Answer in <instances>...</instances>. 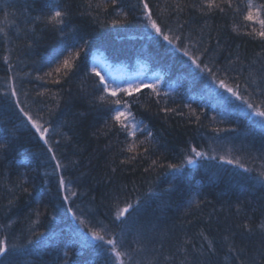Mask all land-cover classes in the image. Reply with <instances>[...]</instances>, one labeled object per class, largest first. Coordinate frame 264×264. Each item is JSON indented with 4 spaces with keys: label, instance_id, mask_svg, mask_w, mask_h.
Listing matches in <instances>:
<instances>
[{
    "label": "trees",
    "instance_id": "16d2710c",
    "mask_svg": "<svg viewBox=\"0 0 264 264\" xmlns=\"http://www.w3.org/2000/svg\"><path fill=\"white\" fill-rule=\"evenodd\" d=\"M171 2L149 0L154 14ZM187 2L198 4L199 0ZM255 2L260 4L264 0ZM57 3L71 6L66 36L45 28L39 22L28 23ZM89 3L92 4L91 8L88 7ZM105 3L110 4L111 0H0V27L15 40V44H9V47H16L11 55L13 69L9 72L8 65L3 61L5 42L3 34H0V130L17 129L9 151L0 156V225L6 226L0 228V236L7 235L9 241L17 245L25 244L28 229L37 221L36 213L39 212L36 230L49 239L38 247L29 246L28 254L18 255L21 264H65L64 251L69 253V264H110L109 246L103 242L88 237L91 247H81L80 233L87 229L78 223L68 208L91 221V226L106 225L110 233L118 235L120 229L112 223L117 196L123 207L125 200L135 202L139 196L143 201L150 191L159 192L175 184L163 204L152 198L135 216V227L151 221L158 232L168 234L169 238L163 240L162 249L159 239L149 245V249L155 247L159 250L161 264L165 256L175 257L172 264H180L182 260H186V264H233L223 241L226 230L239 232L235 226L246 219L255 229L264 219V185L255 179L261 164H264V159H261L264 157V136L250 127L251 121L256 118L247 115L245 105L235 109L233 106L240 102L220 88L218 83H213L207 73L197 70L182 51H177L155 36L151 29L142 27L143 17L139 8L134 7L138 0H118L116 7H97ZM232 3V9L225 7L223 12L215 10L208 15H202L198 8H186L180 20L188 21L183 34L185 37L191 35L192 39L183 40V45L191 51L192 45L199 39L197 30L207 22L209 27L204 31L203 41L209 52L206 55L201 53V60L216 68H227L230 64L229 54H233V59L239 54L240 62L232 67L240 71H229L227 74L220 71L217 81L225 79L226 75L239 77L236 80L226 79L225 82L231 87L238 83L241 94L246 97L247 93L243 91L245 87H248L249 93L255 89L252 99L259 103V89L247 84V68L249 65L260 68V63L254 62L258 59L257 53L264 50V41L245 34L251 31L253 25L244 22L234 10L236 5L243 8L247 0H232ZM119 10L128 13L127 22L113 25L111 21L117 18ZM5 12L10 13L7 20ZM175 20L173 14V25ZM245 23L247 27L242 26ZM233 27H237L238 31H233ZM256 27L259 28L258 25ZM32 28H35V43L29 48L26 46L28 41L24 39V30ZM28 35L31 37L32 32L29 31ZM84 41H87V45L76 61L78 69L67 77L54 72L56 63L63 60L69 51L79 50ZM101 53L115 72L127 75L143 72V79L137 83H155L159 78V97L152 95L147 87H142L133 96L125 97L134 101L131 104L133 115L142 126H147L155 138L150 146L146 145L150 147L149 153L128 164L121 161L135 153H121L120 149L126 147L123 133L98 138L93 135L102 127L108 113L103 108L92 107L88 102V94L92 93L94 85L85 74V66L90 67L95 55ZM53 57H56L55 61ZM47 72L52 75L44 77ZM10 76L14 77L18 93L15 98L5 94ZM38 76L44 79H37ZM106 77L119 84L110 76ZM147 77L152 81L145 82ZM54 80L59 83H53ZM40 92L45 95L39 96ZM216 93L221 96L217 97ZM61 97L59 109L48 115L45 106L53 107ZM223 97L232 100L233 104H224ZM17 98L20 106L25 107L26 111L31 109L33 114L45 108L44 118L51 125L48 137L57 157L65 161L79 160L77 167H70L64 173L66 178L73 181V187L78 192L70 201L63 200L67 193L58 190V178L52 174L54 162L49 160L47 145L38 136L33 137L34 130L27 125L16 107ZM156 100H160L159 105L155 103ZM189 104L196 110V115L185 107ZM165 107L176 111H161ZM79 113L85 115L81 117ZM197 115L200 116L199 121ZM212 116L216 117L215 121H211ZM229 128H236L237 131H224ZM214 129L221 131L217 133ZM62 134L73 138L71 145L66 144ZM144 138L143 134L137 133L138 140ZM190 144L210 154L241 157V162L252 169L245 173L249 179L243 182L234 179L229 185L223 177L240 173L242 169L224 161L207 159L198 165L186 166L187 176L179 181L166 174V169L145 172L150 159H160L165 164L179 163L182 149ZM212 148L216 149L215 153H211ZM229 149L232 150L231 154L228 153ZM46 172L49 173L47 183ZM214 174H217V179L212 181ZM22 182L29 188L28 193L16 187ZM10 199L14 200L11 206L8 203ZM194 199L201 201L198 208L191 203ZM200 232L214 241L215 255H209L207 251L204 256L194 255L201 245L206 244ZM185 238L196 246L195 249L189 248L187 257L183 252H177L176 245L177 240ZM132 239L133 235L129 234L126 242L130 243ZM260 240L258 231H254L250 237L238 235L236 238L238 247L247 248L248 258L255 255ZM149 255L155 254L149 251Z\"/></svg>",
    "mask_w": 264,
    "mask_h": 264
},
{
    "label": "snow or ice",
    "instance_id": "6c2138e0",
    "mask_svg": "<svg viewBox=\"0 0 264 264\" xmlns=\"http://www.w3.org/2000/svg\"><path fill=\"white\" fill-rule=\"evenodd\" d=\"M118 0H111L110 4H98L97 7H116ZM223 5V6H222ZM8 7V6H6ZM88 7L91 8L92 4L89 3ZM134 7L139 8L140 14L143 17L141 21L142 27L145 29H151V33H154L155 36L162 38L164 42L169 45H172L177 51H182L183 56L187 57L192 65L195 66L197 70L202 73H207L211 78L213 83H218V86L224 89L231 97L235 98L236 101H239L240 104L234 105L235 109H240V105H245L247 109V115L254 117L256 119L251 121L250 127L255 128L259 131L262 136H264V50L261 53H257V61L254 63H260V68L255 69L253 65H249L247 68V84L248 86L255 85L259 89V103L252 99L255 95V89L253 92H248V87H245L243 91L247 93V97L241 94L240 85L237 83L235 87L228 86L226 84V79L236 80L239 77H228L225 76V79H220L217 81V73L220 71L225 72L226 74L229 71H240L239 69L232 67L233 64L239 63L241 58L239 54L235 55L233 59V54H229V67L227 68H216L215 66H210L209 63H204L201 60V53L207 54L209 48L204 46L203 36L206 28L209 27L207 22L199 27L197 30L199 32V39L195 44L192 45V50H188L186 46L183 45V40L192 39L191 35L188 37L184 36L185 26L188 24L187 20L181 22L180 16L186 8H198L202 15H208L215 10L221 12L224 11V8L227 7L232 9L233 3L232 0H199V3H188L187 0H172L171 3H166L164 8L158 12H153L150 7L149 0H138V4ZM71 6L70 4H55L50 7L47 12L42 13L39 16H36L34 19L28 21L29 24H35L39 22L45 28L50 30L58 31L61 35H67L65 29L69 27V17L71 16ZM235 12L242 16L244 22H250L253 27L251 31L245 33L250 37H259L264 41V3L257 4L255 0H247V3L243 4V8L240 5H236L234 8ZM10 13L5 12V20H7ZM173 14H175L176 20L175 25L171 23ZM128 13L122 10L117 12V18L112 20L113 25L123 24L127 22ZM256 25L259 26L257 29ZM247 27L248 24L245 23L242 25ZM32 32V36L28 35V32ZM233 31H238L237 27H233ZM149 33V34H151ZM0 34H3V40L5 42V52L3 55V61L8 65L9 72L12 71L13 65L11 63V55L16 51V47H9V44H15V40L4 28L0 27ZM19 35V34H17ZM210 35V33H209ZM24 39L28 41L27 47L31 48L35 43V28L25 29L24 30ZM87 45V41H84L82 45L79 46V50L69 51L68 55L64 57L63 60H59L56 63V67L53 69L56 73H62L63 77L69 76L70 73L75 72L78 69V64L76 61L79 59L81 52L84 51ZM217 47H219V42H217ZM57 55H63V53H58ZM53 61L56 60V57L52 58ZM86 67V76L92 81L94 88L92 93L88 94V102L94 108H103L107 111V118L104 120L101 128L97 129L93 135L97 138L101 135L109 136L113 133H123L126 137L125 144L126 147L120 149L121 153H135V155L126 156L124 160L121 161L122 164H128L137 159V157L144 156V154L149 153L150 147L146 145H151L154 142L153 133L148 130L147 126H142L140 121H137L135 116L132 113L131 104L134 101H129L125 97L133 96L135 93H139L142 87H147L151 90V94L159 97L160 88H159V78L155 83H124L123 85L115 84L114 81H110L105 74L106 66L102 64H97L95 61L93 64ZM243 74L242 72L240 73ZM51 72L44 74V77L51 76ZM44 77L38 76L37 79H44ZM8 90L5 94H10L12 97H17V89L14 84V77L10 76L8 78ZM259 81V82H258ZM53 83H59V81H53ZM211 89V85H209ZM47 91V90H45ZM39 96H44V92L38 93ZM167 95V94H165ZM217 97H220V93H216ZM61 99H57L53 107H47L48 115H52L55 110L59 109ZM223 102L226 105H232V100L227 97H223ZM16 107L19 109V113L26 121L27 125L31 126V129L34 130L33 137H39L43 141L44 145H47V153L50 154L49 160L54 162L52 164V174L56 175L58 178V190L63 193H67L63 196L65 202L70 201L72 197L78 195L77 190L73 187V181L69 178H66L64 173L70 167H77L79 165V160L71 159L65 161L64 159L58 158L56 152L53 149L52 144L50 143V138L48 137L49 128L51 127L48 120H45L43 112L45 108L38 109L35 114L32 110H25V107L20 106V101L17 98ZM157 105L160 104V100H156ZM115 105V107H112ZM192 112L193 115H196V110L192 109V106L185 105ZM161 111L164 112H175L174 108H162ZM82 117L85 113H79ZM197 121L200 120V116L197 115ZM216 117L212 116L211 121H215ZM48 125V126H46ZM215 132H220V129H214ZM224 131L236 132V128L224 129ZM17 129L13 127L12 129L0 130V156L6 154L12 144L14 143V138L16 136ZM53 132H56V129H53ZM137 133L144 135L143 140L137 139ZM63 140L66 144L71 145L73 138L69 135L62 134ZM127 138H131L130 140ZM58 145V142H57ZM140 149H143L141 152ZM79 151V149H77ZM231 149L228 150V153L231 154ZM216 149L212 148L211 153H215ZM150 159V157H149ZM207 160H220L224 161L227 164L235 165L242 169L240 173H232L226 177H223L225 181L230 185L232 180H239L241 182L249 179L245 173L252 171L250 167H246L244 163L241 162V157L233 156L228 158L227 155L218 156L215 154H210L204 150L198 149L194 144H190L188 148L182 149V156L179 163L168 162L167 164L160 161V159H150V164L148 168H145V172L156 171L157 169H166V174H171L174 181H179L184 179L187 176L185 171L186 166H195L200 164V162ZM264 159V157H261ZM113 172L116 171L115 168L112 169ZM49 173H45V183H47V176ZM83 175V174H82ZM212 181L217 179V174H214L211 178ZM258 183L264 185V164H261L258 171V175L255 178ZM16 187L23 193H28L29 188L25 183H20ZM175 184H170L169 189H163L159 192L150 191L148 197L145 200H141L139 196L136 197L135 202H132L130 199L124 201V206H120L119 196L116 197L115 201V211L112 223L114 226L120 229L119 234L110 233L106 225L100 227L91 226V221L83 218L81 215H77L73 212L72 208L69 207L68 211L72 212L73 217L78 221V223L87 229L86 232L80 233V245L81 247H91L88 237H91L92 240L101 241L104 244L108 245L107 251L109 253L110 264H161L159 259V250L155 247L149 249V245L153 244L156 240H160L161 249L163 248V240L168 237L166 232H158L157 226L152 224L151 221L147 224L140 225L135 227L136 219L135 216L139 213V210L142 206L146 205L148 200L155 198L160 200L163 204L164 198L169 194V190L174 189ZM84 195V193H80ZM9 206L14 204V200H9ZM197 208L201 201L193 200L191 202ZM240 209L237 208L239 213ZM37 221L28 229V235L26 237V243L22 245H17L14 242H10L7 235L0 236V264H21V261L18 259V255H26L29 251V246H40L45 244L49 238L44 237V233L38 232L35 227V223H38L40 213L37 212ZM55 219V217H53ZM130 221L132 222L130 224ZM10 226V225H9ZM6 226L0 225V228H5ZM238 231L228 229L226 230L227 234L224 235L223 241L226 246L228 253L231 255L233 264H264V219L255 226V229L250 220H245L242 223H239L235 226ZM78 231V230H77ZM254 231H258L261 236L259 242V248L257 249L254 256L248 258L247 248L238 247L236 238L237 236H251ZM129 234L133 235V239L130 243L126 242ZM200 237L206 242V244L200 246V250H196L194 255L204 256L205 251L209 255L216 254V247L213 240L209 239L204 232L199 233ZM177 252H183L185 257L189 254V248L195 249L196 246L192 244L190 239L185 238L183 240H177ZM149 251L155 255H149ZM65 258V264H69L68 251L63 253ZM174 256H165L163 264H172L174 261ZM79 264V262H77ZM180 264H186V260H182ZM199 264V262H198Z\"/></svg>",
    "mask_w": 264,
    "mask_h": 264
},
{
    "label": "rangeland",
    "instance_id": "374dc122",
    "mask_svg": "<svg viewBox=\"0 0 264 264\" xmlns=\"http://www.w3.org/2000/svg\"><path fill=\"white\" fill-rule=\"evenodd\" d=\"M95 62L97 64L105 65L106 66L105 75L110 76L112 80L118 81V83L120 85H123L126 82L127 83H131V82L137 83L140 79H143V76H144V73L141 71H138V73H136V74H130V75L123 74L120 72H115L112 69L110 62L106 58H104L101 54L96 55V61ZM115 68H116V66H115ZM145 79H146L145 82L146 81H152V80L148 79V77Z\"/></svg>",
    "mask_w": 264,
    "mask_h": 264
},
{
    "label": "bare ground",
    "instance_id": "6f19581e",
    "mask_svg": "<svg viewBox=\"0 0 264 264\" xmlns=\"http://www.w3.org/2000/svg\"><path fill=\"white\" fill-rule=\"evenodd\" d=\"M97 55V54H96ZM96 55H95V58H94V61H96ZM101 55L103 56V57H105L102 53H101ZM106 58V57H105ZM107 59V58H106ZM108 60V59H107ZM92 64H93V62H92ZM103 74H105V72L103 73Z\"/></svg>",
    "mask_w": 264,
    "mask_h": 264
}]
</instances>
